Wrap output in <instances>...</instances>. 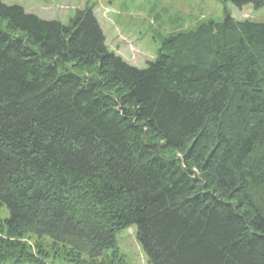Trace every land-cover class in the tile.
Instances as JSON below:
<instances>
[{"label":"trees","instance_id":"16d2710c","mask_svg":"<svg viewBox=\"0 0 264 264\" xmlns=\"http://www.w3.org/2000/svg\"><path fill=\"white\" fill-rule=\"evenodd\" d=\"M131 227L147 264H264V23L225 12L138 69L92 10L0 0V264H124Z\"/></svg>","mask_w":264,"mask_h":264},{"label":"rangeland","instance_id":"374dc122","mask_svg":"<svg viewBox=\"0 0 264 264\" xmlns=\"http://www.w3.org/2000/svg\"><path fill=\"white\" fill-rule=\"evenodd\" d=\"M237 1L244 2L240 4ZM254 1L2 0V3L19 6L27 14L45 21H57L62 25H68L77 11L90 9L104 36L108 51L130 66L145 69L149 62L155 60L161 42L168 35L191 31L202 22L220 23L225 12L236 22L264 23V0L259 8H255ZM79 72L87 75L94 73L90 69ZM116 241V249L124 264H147L136 240L135 227L118 233ZM49 255L48 264H59L53 262L52 252Z\"/></svg>","mask_w":264,"mask_h":264}]
</instances>
